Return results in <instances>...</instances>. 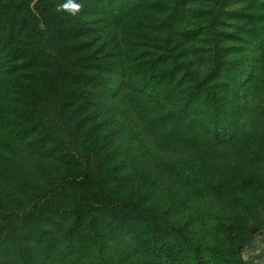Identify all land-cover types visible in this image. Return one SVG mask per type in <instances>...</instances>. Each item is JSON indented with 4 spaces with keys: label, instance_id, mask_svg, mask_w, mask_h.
<instances>
[{
    "label": "trees",
    "instance_id": "16d2710c",
    "mask_svg": "<svg viewBox=\"0 0 264 264\" xmlns=\"http://www.w3.org/2000/svg\"><path fill=\"white\" fill-rule=\"evenodd\" d=\"M126 1L78 0L73 16L55 10L69 0H0V152L17 168L26 163L16 155L32 163L0 197V264H179L183 251L193 264H247L245 237L195 225V205L242 190L235 200L264 203V39L241 110L216 46L203 71V52L169 67L82 41L97 24H81L83 11ZM144 10L156 5L133 12L138 27L168 24L152 11L146 25Z\"/></svg>",
    "mask_w": 264,
    "mask_h": 264
},
{
    "label": "rangeland",
    "instance_id": "374dc122",
    "mask_svg": "<svg viewBox=\"0 0 264 264\" xmlns=\"http://www.w3.org/2000/svg\"><path fill=\"white\" fill-rule=\"evenodd\" d=\"M107 3H92L83 11L90 14L79 18L81 24L87 22L90 24L97 22V24L93 26V35L82 41L94 42L95 49H101L102 53L114 49L123 50L127 58L135 57L139 62L149 57L155 59L160 57L167 61L169 67L174 62L194 61L198 53L203 52L200 55L202 62L199 63L203 64L201 67L203 71L207 69V62L204 59L208 60V46H216L214 53L218 52L219 58L224 61L225 69L228 70L225 75L230 77L234 97L242 104L240 109L245 108V100L251 94V90L247 89L249 76L253 74V67L262 51L264 0H129L123 8L116 4L110 7ZM151 4L156 5V10H144L140 18L147 25L148 19L151 18L149 13L154 11L158 16L157 21L168 22L165 26L161 22L157 31L148 27L145 30L144 25L138 27L135 13L133 14L144 5ZM116 10L121 11L118 21L107 17ZM121 21L125 25L120 31L118 23ZM151 24L154 25L155 22ZM189 71L185 68L181 71L176 70L175 73L184 76L189 74ZM109 102L119 119L118 122L126 128L129 135H134L135 131L130 124L129 116L117 115L119 101L111 98ZM253 108L262 112V109ZM137 117H140V113L135 110L130 118L137 121ZM15 159L25 161L26 164L21 165L22 168H17L16 162L10 163L7 156L0 152V197H5V191L13 193L10 189L16 186L15 177L18 174H29L32 168L31 161L19 155H16ZM180 159L181 157L173 155L172 162H178L180 165ZM8 182L10 188L6 187ZM230 193L233 191L206 197L197 202L195 208L199 212L196 214L194 224L200 226L208 221L214 225L222 224L226 229L225 232H229L234 227L245 237V245L239 251V257L247 264H264V203L259 201L254 204L251 201L235 200L233 197L237 199L244 193L243 190L232 194L231 199ZM18 196L13 195L15 204ZM3 201L12 202L8 198ZM248 203L251 205H245ZM218 233L219 231L215 232L216 235ZM212 257L214 258L213 253ZM239 257L235 258L239 260ZM43 258V264H54V258H45V255ZM178 263L193 264L191 254L180 252ZM216 263L234 264L235 262L233 260L224 263L220 260Z\"/></svg>",
    "mask_w": 264,
    "mask_h": 264
},
{
    "label": "clouds",
    "instance_id": "9594fccd",
    "mask_svg": "<svg viewBox=\"0 0 264 264\" xmlns=\"http://www.w3.org/2000/svg\"><path fill=\"white\" fill-rule=\"evenodd\" d=\"M83 5L78 0H69L68 3L61 2L56 5L55 10L59 12H67L70 15H77L82 11Z\"/></svg>",
    "mask_w": 264,
    "mask_h": 264
}]
</instances>
